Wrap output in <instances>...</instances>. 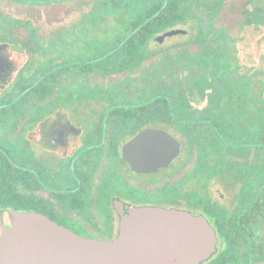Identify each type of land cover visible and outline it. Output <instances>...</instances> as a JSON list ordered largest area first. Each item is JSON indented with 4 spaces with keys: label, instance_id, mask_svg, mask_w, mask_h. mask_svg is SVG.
Segmentation results:
<instances>
[{
    "label": "flooded vegetation",
    "instance_id": "1",
    "mask_svg": "<svg viewBox=\"0 0 264 264\" xmlns=\"http://www.w3.org/2000/svg\"><path fill=\"white\" fill-rule=\"evenodd\" d=\"M242 2L225 22L204 0H0V234L37 212L109 240L132 208L160 207L212 228L200 264H264V0ZM174 71L212 72L201 109L173 84L164 98L105 92Z\"/></svg>",
    "mask_w": 264,
    "mask_h": 264
},
{
    "label": "water",
    "instance_id": "2",
    "mask_svg": "<svg viewBox=\"0 0 264 264\" xmlns=\"http://www.w3.org/2000/svg\"><path fill=\"white\" fill-rule=\"evenodd\" d=\"M176 154L177 147L169 159ZM11 223L0 234V264H200L215 247L205 219L160 207L132 208L109 240L81 236L37 212L15 211Z\"/></svg>",
    "mask_w": 264,
    "mask_h": 264
},
{
    "label": "rangeland",
    "instance_id": "3",
    "mask_svg": "<svg viewBox=\"0 0 264 264\" xmlns=\"http://www.w3.org/2000/svg\"><path fill=\"white\" fill-rule=\"evenodd\" d=\"M242 1L243 0H222V2H221L222 5H221L220 11L217 13V15L221 16L222 18H225V19L227 18L225 20V22H227L228 21V17L230 15H233V14H234L233 16H235V18H236V16H239V15L240 16L241 15L244 16L243 12L239 13V10H242L243 7L246 6L244 4V2H242ZM53 6L54 5H49V6L46 5V15L53 13V11L55 10V8ZM231 6L237 7L236 8L237 10L234 9V12H230L231 11L230 10ZM94 8H95L96 11L100 9L98 6H95ZM63 9H64V7H63ZM96 11H95V13H96ZM233 23L236 24V25L232 26V30H236L237 29L236 33L233 34V36H232V38L235 39V46L238 47V48H245L247 46L246 39H245L246 38L245 26H244V24H242L241 27H240L241 24L239 26H237V20H236V22L233 21ZM50 26H52V25L50 24ZM74 29H76V26L74 27ZM94 31H95V29H94ZM96 31L101 33L103 31V29H101V27H100ZM79 37L80 36L77 35V38H79ZM99 38H97L98 41L101 40ZM66 39H68V38H66ZM232 41H233V39H232ZM77 46H79V44H77ZM195 46H190V47H195ZM50 47H51L50 43L46 42V48H50ZM149 73H152L150 81L138 80V81H136V83H134V86L131 87V88H135L136 92H133L134 89H131L130 86L128 85V83H127L128 79L125 80V82H123V85L121 86V88H119V89L118 88H116V89L114 88V90H113V88L109 87V88H106L105 92L108 93L109 95H118V96H128L129 94H131V95H136L137 94L138 95L139 93H140V95L141 94L147 95L148 92H145L144 89H146V90L150 89L152 91L153 90L157 91L160 87L164 88L165 85H167V84L168 85H172L173 84V86L177 87V88H175L173 90V92L176 94L178 99H183L182 100L183 101V105H184V107L186 109L192 110V111H196V110L201 109V107L203 105V102H201L200 94L197 91H194L193 93H190V84L196 78V76L198 75L199 72H196V71H188V72L187 71H185V72L184 71H178V72H175L174 71V72H149ZM126 74L127 73L109 74L107 79L109 81H112V80L115 81V80H118V79H121V78L125 77ZM138 74L141 75V74H143V72H140ZM94 79H98L99 80L100 78L94 76ZM161 88H160V90H161ZM117 89H118V92H116ZM76 90H77V94H78L79 89H76ZM208 91L209 90H206V92H208ZM113 92H115V93H113ZM190 97H191V99L189 100ZM186 98H188V100H189V101L187 100V103L184 102Z\"/></svg>",
    "mask_w": 264,
    "mask_h": 264
},
{
    "label": "trees",
    "instance_id": "4",
    "mask_svg": "<svg viewBox=\"0 0 264 264\" xmlns=\"http://www.w3.org/2000/svg\"><path fill=\"white\" fill-rule=\"evenodd\" d=\"M222 0H204V6H205V16L207 17H212V16H215L217 15V10L219 9V7H221L222 5ZM190 16H192L193 14L190 12L189 13ZM205 25H213V22L212 20H207L205 21ZM205 31H213L212 28L210 29H205ZM227 31V30H226ZM132 74V73H131ZM144 74V75H143ZM143 74H141L138 79L140 80H143V81H150V78H151V75L152 73H149V72H143ZM212 72L209 73V77H207V75L203 78V79H199L198 78H195L192 83L190 84V93H193L194 91H197L201 96H205V95H212V92H211V80H212ZM204 81V83L202 84V82ZM206 82V83H205ZM176 87V86H175ZM161 88V87H160ZM160 88L157 90L155 96L156 97H165L167 96L168 93H165V90H166V86L164 88ZM208 88V89H207ZM206 90H210L209 92H206ZM151 95H154L153 93ZM175 95V93L173 92V96ZM165 100L163 99L162 102H164ZM180 104V103H179ZM178 104V105H179ZM157 105H160L159 104V101L157 102ZM166 107L165 106V103H163L161 105V109L160 107H158V110H166ZM168 109V107H167ZM173 111L176 110V107L174 106Z\"/></svg>",
    "mask_w": 264,
    "mask_h": 264
}]
</instances>
